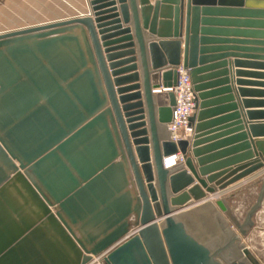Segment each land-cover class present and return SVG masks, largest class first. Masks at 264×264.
<instances>
[{
  "label": "water",
  "instance_id": "1",
  "mask_svg": "<svg viewBox=\"0 0 264 264\" xmlns=\"http://www.w3.org/2000/svg\"><path fill=\"white\" fill-rule=\"evenodd\" d=\"M86 2L89 12L0 30V264H89L105 254L106 264H261L244 240L264 206V175L243 219L217 194L264 170V140L209 167L195 148L209 104L200 15L264 10V0ZM110 31L123 53L110 54ZM117 56L127 59L112 63ZM124 64L133 65L117 70ZM181 65L197 112L191 136L174 143L175 95L160 90L177 85ZM247 115V129L264 137V111Z\"/></svg>",
  "mask_w": 264,
  "mask_h": 264
},
{
  "label": "crops",
  "instance_id": "2",
  "mask_svg": "<svg viewBox=\"0 0 264 264\" xmlns=\"http://www.w3.org/2000/svg\"><path fill=\"white\" fill-rule=\"evenodd\" d=\"M154 1L151 0L152 3ZM0 7L5 12H13L12 15H14L13 17L0 15V18L24 21L23 26L65 18L79 9H82V13L90 11L86 0H0ZM200 19L197 34L199 39L197 60L199 68L203 69L201 76L204 77L203 84L207 85L205 93L209 94L205 101L209 104L204 110L208 114L201 122L208 126L200 134V142L195 149H206L200 158L211 157L206 164L209 167L246 155V153L254 151L252 146L255 142L264 140V137H254L247 129L248 124L251 123L247 113L249 111H264V107L247 109L243 104L245 100L264 101V97H243L240 93V90L244 89L264 91L263 87L257 86L264 83V78L257 76L264 71L261 69L262 67L253 65L264 63V10L211 8L209 13H201ZM5 26L6 29L11 28L6 22ZM113 33L110 31L108 34L113 36ZM120 39L119 36H113L109 41L115 43ZM113 45L115 46L112 47H115L116 50H113L111 55H118L125 51L117 49L122 47L121 42ZM183 50L184 41L182 59ZM126 59L121 56L113 57L112 63H119ZM237 62L241 64H237ZM132 65L124 64L117 70L126 69ZM238 72L246 74L238 75ZM132 74L127 72L121 74L120 78ZM247 83L256 84H254L255 86L243 85ZM130 85L133 84L126 83L122 87ZM226 89H230V91ZM154 91V93H160L157 92L159 89ZM132 93L135 92L129 94ZM236 114L238 116H235ZM259 122H264V120ZM242 135L245 137L242 138ZM245 144H248L249 148L244 146ZM192 146L193 142H191L190 149ZM193 159L197 160L194 157ZM176 163L175 159L171 158L168 160L167 166H173ZM263 175L264 170H261L217 195L228 198L248 186L254 189ZM255 221L257 226L260 222H264V206L256 215Z\"/></svg>",
  "mask_w": 264,
  "mask_h": 264
},
{
  "label": "built area",
  "instance_id": "3",
  "mask_svg": "<svg viewBox=\"0 0 264 264\" xmlns=\"http://www.w3.org/2000/svg\"><path fill=\"white\" fill-rule=\"evenodd\" d=\"M178 82L173 88H166L163 91L173 92L176 104L173 109V119L168 124L170 139L174 143L186 140L191 136L193 130L190 126L191 117L196 111V97L194 84L191 79L190 70L185 69L183 65L179 66ZM160 92V91H157ZM175 161L181 159V156H174Z\"/></svg>",
  "mask_w": 264,
  "mask_h": 264
},
{
  "label": "rangeland",
  "instance_id": "4",
  "mask_svg": "<svg viewBox=\"0 0 264 264\" xmlns=\"http://www.w3.org/2000/svg\"><path fill=\"white\" fill-rule=\"evenodd\" d=\"M3 7V6H2ZM13 12H5L0 7V15L7 16V17H13ZM0 18V30L6 29L5 22L10 26L11 28H17L21 27L25 24L24 21H16L15 19L6 20V19ZM260 188V184L258 182V185L256 188L252 189L249 186L244 188L243 190L238 191L234 196L232 197H221L226 198L233 208L236 215L243 219L249 210V208L255 203L258 191ZM214 201V200H213ZM216 201V199H215ZM257 226V225H256ZM244 243L246 246L250 249L252 254L261 262V264H264V222H260V224L255 227L247 238H245ZM105 255H102L100 257L94 258L93 261L89 264H106L104 261Z\"/></svg>",
  "mask_w": 264,
  "mask_h": 264
},
{
  "label": "bare ground",
  "instance_id": "5",
  "mask_svg": "<svg viewBox=\"0 0 264 264\" xmlns=\"http://www.w3.org/2000/svg\"><path fill=\"white\" fill-rule=\"evenodd\" d=\"M172 159H174V157H171ZM171 158H169V159H167L166 160V166H167V162H168V160H170ZM168 167V166H167ZM169 167H171V166H169Z\"/></svg>",
  "mask_w": 264,
  "mask_h": 264
}]
</instances>
